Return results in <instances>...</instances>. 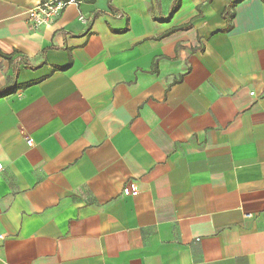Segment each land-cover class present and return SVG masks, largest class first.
<instances>
[{
    "label": "crops",
    "instance_id": "1",
    "mask_svg": "<svg viewBox=\"0 0 264 264\" xmlns=\"http://www.w3.org/2000/svg\"><path fill=\"white\" fill-rule=\"evenodd\" d=\"M44 1L0 0V264H264V0Z\"/></svg>",
    "mask_w": 264,
    "mask_h": 264
},
{
    "label": "built area",
    "instance_id": "2",
    "mask_svg": "<svg viewBox=\"0 0 264 264\" xmlns=\"http://www.w3.org/2000/svg\"><path fill=\"white\" fill-rule=\"evenodd\" d=\"M77 0H47L36 6L30 7L27 10V19L35 29H39L45 25L54 23L60 16L65 7ZM84 20V17H80ZM254 95V92H251ZM28 145H32V140L27 141ZM3 168V163L0 161V171ZM138 184L130 180L123 188V194L126 196H136L139 194Z\"/></svg>",
    "mask_w": 264,
    "mask_h": 264
},
{
    "label": "trees",
    "instance_id": "3",
    "mask_svg": "<svg viewBox=\"0 0 264 264\" xmlns=\"http://www.w3.org/2000/svg\"><path fill=\"white\" fill-rule=\"evenodd\" d=\"M235 5V2L231 3L230 7L233 8V6ZM230 16H233V12H230ZM184 28V27H183Z\"/></svg>",
    "mask_w": 264,
    "mask_h": 264
}]
</instances>
